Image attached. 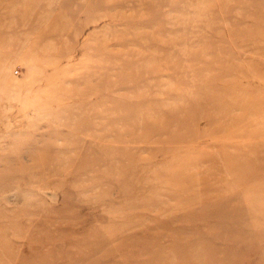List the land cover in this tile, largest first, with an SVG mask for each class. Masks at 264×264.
I'll return each instance as SVG.
<instances>
[{"label":"rangeland","instance_id":"1","mask_svg":"<svg viewBox=\"0 0 264 264\" xmlns=\"http://www.w3.org/2000/svg\"><path fill=\"white\" fill-rule=\"evenodd\" d=\"M0 264H264V0H0Z\"/></svg>","mask_w":264,"mask_h":264}]
</instances>
